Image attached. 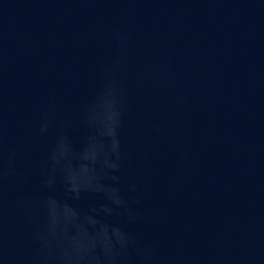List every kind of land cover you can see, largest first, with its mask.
I'll return each instance as SVG.
<instances>
[{
	"label": "water",
	"instance_id": "obj_1",
	"mask_svg": "<svg viewBox=\"0 0 264 264\" xmlns=\"http://www.w3.org/2000/svg\"><path fill=\"white\" fill-rule=\"evenodd\" d=\"M0 264H264L233 0H0Z\"/></svg>",
	"mask_w": 264,
	"mask_h": 264
},
{
	"label": "clouds",
	"instance_id": "obj_2",
	"mask_svg": "<svg viewBox=\"0 0 264 264\" xmlns=\"http://www.w3.org/2000/svg\"><path fill=\"white\" fill-rule=\"evenodd\" d=\"M119 115L120 113L118 111H111L110 114L108 115L107 119H106V122H105V128L107 130V134L109 136H115L116 135V131H115V128H114V124H117L119 122ZM118 141L116 140H113V146L115 147L117 145ZM12 157L10 156L9 157V161H11ZM111 167L115 168L117 167L116 165H111ZM114 179H119V177H114ZM115 191V190H113ZM122 201L120 199H117L116 200V203L119 204L121 203ZM105 210H108V209H105ZM105 237H107V232L104 234ZM118 239L121 241V243H123V234L120 232V235L118 237ZM85 249V245H81V250H84Z\"/></svg>",
	"mask_w": 264,
	"mask_h": 264
}]
</instances>
